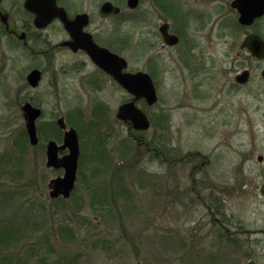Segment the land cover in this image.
<instances>
[{"label":"rangeland","instance_id":"1","mask_svg":"<svg viewBox=\"0 0 264 264\" xmlns=\"http://www.w3.org/2000/svg\"><path fill=\"white\" fill-rule=\"evenodd\" d=\"M216 17L203 52L161 53L159 102L139 103L152 120L141 133L116 120L128 95L109 79L93 82V65L65 77L0 37V229L13 236L0 246V264H234L209 224L206 197L225 189L229 213L264 226V178L255 176L264 168L255 164L264 155V61L240 53L244 33L220 36L223 17L235 22L228 5ZM130 28L138 34V24ZM259 30L264 38V20ZM122 55L131 71L145 69L148 57L138 48ZM44 66L32 89L27 74ZM246 69L250 82L238 87L235 77ZM27 102L42 107L38 125L50 139L62 143L54 130L61 116L79 133L69 199L50 198L48 183L63 171L47 168L43 147L28 139L21 148ZM257 260L264 264V256Z\"/></svg>","mask_w":264,"mask_h":264},{"label":"flooded vegetation","instance_id":"2","mask_svg":"<svg viewBox=\"0 0 264 264\" xmlns=\"http://www.w3.org/2000/svg\"><path fill=\"white\" fill-rule=\"evenodd\" d=\"M30 1L2 0L0 2V37L5 35L11 38L14 48L18 52L29 57L33 56L49 67L61 70L62 75L65 77L70 73L77 74L85 70L88 65H93L95 71L91 73V76L95 77L92 78L93 82L98 85L101 78H103L119 85L128 95V99L124 103L132 102L134 96L94 62L92 58L95 53L94 45L124 59L126 58L122 54L127 52L128 49L131 47L138 48L143 57H148L145 69L131 71L129 61L126 59L128 67L123 72L148 74L152 78L158 94L156 69L160 65L159 57H161V53L177 50L180 46L185 53L203 52V43L206 38H209V28L213 17L217 16L216 18L220 19L227 11V5L230 8V13L234 15L235 22L228 19L224 20V16L221 19L223 21L220 25V36H225V31L228 29H230L231 34L244 33L245 36L239 45V49L240 53H245L248 58L253 57L247 49H242L245 38L251 34L262 37L259 24L264 20V16L257 17L249 25L241 23V12L233 6V3L237 0H138L135 7L130 5L131 0H43L45 11L49 16H54L42 28L36 24V13L27 7ZM211 4L212 11L210 10ZM107 5H110L109 9L106 8ZM135 24H138V34L127 31L128 29L131 30L130 26L132 27ZM201 39H203L202 43ZM174 40L176 42H173ZM34 70L41 72L40 86L44 75L47 73L46 67H35L27 74L26 82L29 86L28 76ZM236 84L238 87L247 85ZM140 102H145L148 107H153L159 102V94L158 102L153 106H150L146 100L137 102V106L147 114L152 128V120L148 113L140 107ZM32 104L42 109L41 106L35 103ZM104 107L107 106L104 105ZM43 116L44 111L37 121L39 142L37 145H30L34 149L43 147L47 166V148L52 139L47 137V130H44L41 124L38 125ZM62 117H59V119ZM63 118L65 119V117ZM116 120L125 124L129 132L136 131L130 122H122L117 117ZM57 121L54 130L60 136L62 143L59 144L58 141H53L61 146L66 130L61 129ZM65 122L68 129L74 128L69 126L66 119ZM43 130L42 136L41 132ZM43 137L44 141L41 140ZM141 141L142 139L140 143L143 144ZM68 153V150L59 151L58 155L62 158ZM255 164L256 166H264V155H259ZM62 171L64 175V170ZM255 176L264 178V168L257 169ZM263 186L264 182L260 188V194L264 198V195H262ZM50 193L49 188V196ZM226 193L225 189L215 194L213 192L208 193L209 195L206 197L208 200L207 210L211 213L209 224L212 223L218 229L220 240L225 246L223 254L225 258L227 257V262L231 261L237 264V259L243 255L249 258L246 264H258L257 256H264V226L258 228L255 223L244 224L237 213H229L226 205L228 199ZM61 198L66 199L62 196L51 199L58 200ZM77 262L78 259L76 258L62 264H77ZM223 262L226 263V260H223Z\"/></svg>","mask_w":264,"mask_h":264},{"label":"water","instance_id":"3","mask_svg":"<svg viewBox=\"0 0 264 264\" xmlns=\"http://www.w3.org/2000/svg\"><path fill=\"white\" fill-rule=\"evenodd\" d=\"M137 2L138 0H131L130 5L135 7ZM233 6L240 10V21L243 24L249 25L257 17L264 16V0H237L233 3ZM27 7L36 13V24L38 27H45L54 16H49L45 11L43 0H31ZM109 7L110 5L106 6L108 9ZM173 42L176 41L174 40ZM94 48L95 53L92 55L94 62L134 96L132 102L124 103L119 107L116 115L117 119L122 122H130L136 131H148L151 128V122L147 114L137 106V102L146 100L150 106L158 102V94L152 78L142 72L124 73L123 70L128 67L126 59L98 46L94 45ZM242 49H247L254 59L264 61V39L260 35L251 34L247 36L242 44ZM261 76L264 79V69ZM41 77V72L34 70L28 76V83L32 88H37ZM250 78L251 72L246 69L236 75L235 82L240 85H246L249 83ZM22 112L30 144L37 145L39 142L37 121L42 116L43 111L41 108L27 102L23 105ZM57 124L61 129L66 130L63 145L59 146L53 140L49 142L47 167L55 170L62 169L64 170V175L50 181V197L55 199L62 196L69 199L75 190L78 178L81 155L80 140L78 132L74 128L68 129L63 117L57 121ZM64 150H68L69 153L60 158L58 155L59 151ZM262 195H264V186L262 187Z\"/></svg>","mask_w":264,"mask_h":264},{"label":"trees","instance_id":"4","mask_svg":"<svg viewBox=\"0 0 264 264\" xmlns=\"http://www.w3.org/2000/svg\"><path fill=\"white\" fill-rule=\"evenodd\" d=\"M42 129V128H41ZM44 132V130L41 132V134ZM42 136H43V134H42ZM22 146H21V148H25L24 146H26V143H27V141H28V135H27V131L25 130L24 131V133H23V138H22ZM42 141H44V137L41 139ZM138 144L139 145H141L142 143H140L139 141H138ZM10 231L11 230H8V229H0V246L2 245V244H7L9 241H10V239H12L13 238V236H11V233H10ZM12 237V238H11ZM7 262V264H10V262L9 261H6Z\"/></svg>","mask_w":264,"mask_h":264}]
</instances>
